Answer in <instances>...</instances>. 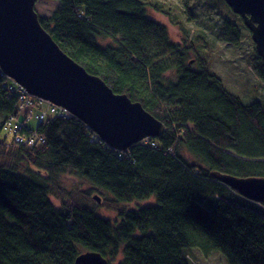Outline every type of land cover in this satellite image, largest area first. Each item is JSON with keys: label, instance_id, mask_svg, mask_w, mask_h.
I'll return each instance as SVG.
<instances>
[{"label": "trees", "instance_id": "trees-1", "mask_svg": "<svg viewBox=\"0 0 264 264\" xmlns=\"http://www.w3.org/2000/svg\"><path fill=\"white\" fill-rule=\"evenodd\" d=\"M190 1L179 0L187 11ZM57 2L38 15L42 27L165 130L114 150L37 97L18 109L20 92L0 71V264H73L85 251L109 264H191L192 249L227 264H264V205L211 176L264 177V101L245 103L224 89L207 58H191L192 45L175 42L143 0ZM239 34L223 21L221 40L237 44ZM253 66L264 83V60ZM67 173L84 189L60 187ZM96 193L114 219L98 213Z\"/></svg>", "mask_w": 264, "mask_h": 264}, {"label": "water", "instance_id": "water-1", "mask_svg": "<svg viewBox=\"0 0 264 264\" xmlns=\"http://www.w3.org/2000/svg\"><path fill=\"white\" fill-rule=\"evenodd\" d=\"M38 0H0V71L28 95L54 104L82 121L108 147L126 151L158 137L165 127L139 101L116 93L99 76L67 55L42 27ZM250 31L264 60V0H224ZM213 179L241 197L264 205V177L213 171ZM96 201L98 197H94ZM73 264H109L96 251L79 253Z\"/></svg>", "mask_w": 264, "mask_h": 264}, {"label": "rangeland", "instance_id": "rangeland-1", "mask_svg": "<svg viewBox=\"0 0 264 264\" xmlns=\"http://www.w3.org/2000/svg\"><path fill=\"white\" fill-rule=\"evenodd\" d=\"M58 0H38L35 10L39 16H49L58 4ZM149 6L147 12L160 23L166 25L172 39L177 43H190L189 54L193 58L196 54L203 55L209 61L212 72L221 79L228 92L237 95L243 102L264 101V83L254 71L255 57L258 56L251 39L250 31L244 25L241 17L235 14L225 4L224 0H191L187 11L179 0H143ZM165 10V12H163ZM234 22L240 32L237 44H231L220 39L224 20ZM109 39L103 40L107 42ZM10 84V83H9ZM36 112V111H35ZM35 119L29 121V127L37 126ZM15 142H19L15 139ZM58 185L66 189L69 194L75 190H83L84 182L75 174H63ZM98 197L96 201L94 197ZM56 206L60 200L51 197ZM68 199V198H65ZM93 199L99 204L98 213L104 217L115 218V213L107 211L98 193ZM153 202L148 201L139 204ZM138 203L128 204L134 208ZM191 264H227L218 253L205 257L199 250L189 251Z\"/></svg>", "mask_w": 264, "mask_h": 264}, {"label": "built area", "instance_id": "built-area-1", "mask_svg": "<svg viewBox=\"0 0 264 264\" xmlns=\"http://www.w3.org/2000/svg\"><path fill=\"white\" fill-rule=\"evenodd\" d=\"M13 81V80H12ZM13 84H14V87L12 88V89H18V91L20 92V95H21V98L20 99H22V101H23V103L20 105V107L18 108V109H20V110H22V108H24L25 107V105L27 104V100H28V96H30V95H28V93H26V91H25V89L24 88H22V86H20L19 84H17V83H15L14 81H13ZM33 97V96H32ZM39 99V98H38ZM40 100H42V99H40ZM42 101H44V100H42ZM44 102H47V101H44ZM48 104H49V102H47ZM50 105H52V106H54L55 108H58L59 110H60V116L61 115H63L64 117H70V116H73L72 114H70V113H68L66 110H64V109H62L61 107H58V106H56V105H54V104H49V106ZM43 115H41L40 116V118L42 117ZM20 127H18V129H19ZM18 129H16V130H14L15 132L18 130ZM90 130V129H89ZM90 131H92V130H90ZM93 132V131H92ZM16 135H17V133H16ZM15 135V139L20 143L21 142V140H22V137L21 136H19V135H17L16 136ZM25 142V141H24ZM23 142V143H24Z\"/></svg>", "mask_w": 264, "mask_h": 264}]
</instances>
